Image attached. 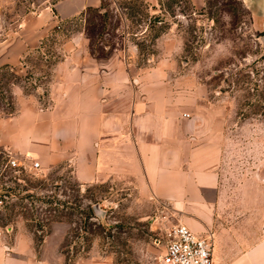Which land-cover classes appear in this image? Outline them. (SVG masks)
Here are the masks:
<instances>
[{
  "label": "rangeland",
  "instance_id": "1",
  "mask_svg": "<svg viewBox=\"0 0 264 264\" xmlns=\"http://www.w3.org/2000/svg\"><path fill=\"white\" fill-rule=\"evenodd\" d=\"M58 1L0 0V54L19 41L32 43L18 65L0 66V116L15 114L22 97L46 106L58 62L80 39L99 60L136 49L139 68L170 59L169 88L224 109L236 150L230 175L237 176L241 161L249 167L252 138L264 140V20L244 0H103L70 20L54 19L38 36L45 9L52 14ZM6 166L0 156L2 233L24 234L37 254L47 238L53 249L62 237L65 264L160 262L174 216L140 198L130 181L86 186L65 163L20 175Z\"/></svg>",
  "mask_w": 264,
  "mask_h": 264
},
{
  "label": "crops",
  "instance_id": "2",
  "mask_svg": "<svg viewBox=\"0 0 264 264\" xmlns=\"http://www.w3.org/2000/svg\"><path fill=\"white\" fill-rule=\"evenodd\" d=\"M244 1L264 20V0ZM102 2L58 1L52 14L45 9L38 36L54 19L70 20ZM29 41L1 53L0 66L18 65ZM125 52L99 60L86 41H76L54 70L46 106L22 97L15 114L0 116V156L42 169L68 164L86 186L130 181L140 198L167 208L175 224L201 237L212 233L214 264H264V140L252 138L245 153L252 163L241 161L231 176L236 150L224 109L169 88L170 59L142 69L136 49ZM23 235L1 232L0 264H65L62 237L53 249L47 238L37 254Z\"/></svg>",
  "mask_w": 264,
  "mask_h": 264
},
{
  "label": "built area",
  "instance_id": "3",
  "mask_svg": "<svg viewBox=\"0 0 264 264\" xmlns=\"http://www.w3.org/2000/svg\"><path fill=\"white\" fill-rule=\"evenodd\" d=\"M6 167L16 175L41 169L39 162H21L15 157H8ZM3 203V199L0 198V206ZM162 240L164 242V253L160 258L162 264H214L212 233L201 237L186 225L178 223L166 230ZM156 243L162 245L161 240H156Z\"/></svg>",
  "mask_w": 264,
  "mask_h": 264
},
{
  "label": "trees",
  "instance_id": "4",
  "mask_svg": "<svg viewBox=\"0 0 264 264\" xmlns=\"http://www.w3.org/2000/svg\"><path fill=\"white\" fill-rule=\"evenodd\" d=\"M90 11H92V10L90 9Z\"/></svg>",
  "mask_w": 264,
  "mask_h": 264
}]
</instances>
